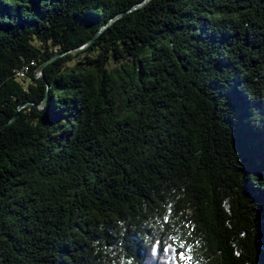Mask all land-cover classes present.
<instances>
[{"label": "trees", "instance_id": "1", "mask_svg": "<svg viewBox=\"0 0 264 264\" xmlns=\"http://www.w3.org/2000/svg\"><path fill=\"white\" fill-rule=\"evenodd\" d=\"M0 264H264V0H0Z\"/></svg>", "mask_w": 264, "mask_h": 264}, {"label": "water", "instance_id": "2", "mask_svg": "<svg viewBox=\"0 0 264 264\" xmlns=\"http://www.w3.org/2000/svg\"><path fill=\"white\" fill-rule=\"evenodd\" d=\"M138 5H140V4H138ZM138 5H136L134 8H136ZM118 16H119V15H118ZM118 16H116L115 18H117ZM87 45H88V44H87ZM44 65H45V63L41 65L40 70H39L40 72L43 71V67H44ZM49 89H50V86H49ZM49 89L47 90V96H46V99H45L44 103H46V101H47V99H48V91H49ZM44 103H42V104H44ZM21 107H22V105L19 106V108H21ZM14 118H15V117H14Z\"/></svg>", "mask_w": 264, "mask_h": 264}, {"label": "built area", "instance_id": "3", "mask_svg": "<svg viewBox=\"0 0 264 264\" xmlns=\"http://www.w3.org/2000/svg\"><path fill=\"white\" fill-rule=\"evenodd\" d=\"M20 74H23L22 72Z\"/></svg>", "mask_w": 264, "mask_h": 264}, {"label": "rangeland", "instance_id": "4", "mask_svg": "<svg viewBox=\"0 0 264 264\" xmlns=\"http://www.w3.org/2000/svg\"><path fill=\"white\" fill-rule=\"evenodd\" d=\"M185 261H187L186 258H185Z\"/></svg>", "mask_w": 264, "mask_h": 264}]
</instances>
